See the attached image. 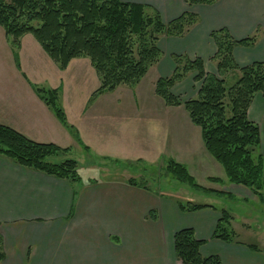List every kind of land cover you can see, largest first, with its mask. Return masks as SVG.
<instances>
[{"label": "crops", "instance_id": "obj_1", "mask_svg": "<svg viewBox=\"0 0 264 264\" xmlns=\"http://www.w3.org/2000/svg\"><path fill=\"white\" fill-rule=\"evenodd\" d=\"M123 1L151 4L167 22L186 11L198 15L197 23L184 36L161 37L159 46L163 54L156 64L160 67V77L173 73V54L187 55L190 59L200 57L207 72L217 73V67L216 71H209L206 67L208 64L216 66L213 57L217 46L211 32L221 28H227L236 39L258 34L254 47L238 45L234 48V58L239 65L264 61V0H217L213 4L193 5L185 0ZM33 37L26 34L22 38L20 70L13 65V51L8 37L5 32H0V123L38 142H52L69 148L81 144L86 145L88 148L85 149L90 152L93 148L87 135L89 132H83L79 124L84 118L88 122L95 120L92 110L100 101L107 104L114 94L116 101H122V98L117 93H103L90 103L92 93L100 86L90 59L75 58L66 69H61L46 52L41 51L43 48L35 43ZM163 39H167V43L161 44ZM25 41L31 43L44 63V67H40L41 79H34L35 82L61 89L59 95L64 101L67 117L77 128L81 142L31 86L29 80L34 81L22 63L26 53ZM164 52L169 54V59ZM162 57L166 60L165 64ZM32 67L37 73L39 66ZM76 73H82L81 77L94 85L87 102L84 98L72 119L74 109H67V103L69 106L76 105V96L70 94L74 90L73 85L76 86ZM248 114L263 134V95H255ZM106 123L115 128L101 132L102 144L118 142L124 139L125 132L130 131L123 128L122 119ZM150 128L153 126H146V134ZM139 137L127 140L163 156L166 144L161 137L155 138V143L147 136L144 139ZM101 155L111 157V154ZM151 210L155 212V217L151 216ZM220 217V210L214 207L184 211L178 200L166 192L130 185L126 180L105 182L98 179L92 183H73L21 166L0 155V234L5 254L0 264H184L178 259L174 247L175 233L184 228H193L196 237L205 240L200 248L203 256L218 255L223 264H264V252L251 248L246 241L213 237ZM244 230H252L251 224L245 223Z\"/></svg>", "mask_w": 264, "mask_h": 264}, {"label": "trees", "instance_id": "obj_2", "mask_svg": "<svg viewBox=\"0 0 264 264\" xmlns=\"http://www.w3.org/2000/svg\"><path fill=\"white\" fill-rule=\"evenodd\" d=\"M185 1L193 5L213 4L217 0ZM198 19L196 13L186 11L167 22L153 5L123 0H0V25L11 43L18 69H22L20 39L27 33L36 38L61 69H66L74 58L87 57L100 79V86L92 94L91 101L118 86L138 84L161 59V37L184 36ZM211 37L217 46L213 57L217 73L207 72L200 57L190 59L187 55L173 54L174 71L157 80L156 93L168 105L184 106L192 123L201 128L207 151L224 167L228 179L253 189L264 204V149L260 127L248 114L255 95L264 96V61L241 66L233 54L238 45L254 47L258 34L236 39L227 28H221L213 30ZM190 73H195L194 80L201 84L196 97L181 101L173 87ZM230 77L236 79L227 86ZM29 82L81 142L77 128L68 122L60 104V89ZM85 148L88 147L85 145ZM69 151V147L35 141L0 123V155L21 166L73 183L97 182L98 179L84 178L78 160L67 157ZM166 170L177 179L203 189L185 164L169 158ZM126 181L130 185L148 188L133 177ZM178 204L184 211L206 207L220 210L221 217L213 237L228 241L235 239L231 216L226 209L191 200H178ZM151 216L155 217L152 210ZM204 242L196 237L193 228L177 231L174 247L178 259L184 264H223L218 255L201 254ZM250 247L264 252V247L257 244H250ZM4 257L0 234V261Z\"/></svg>", "mask_w": 264, "mask_h": 264}, {"label": "rangeland", "instance_id": "obj_3", "mask_svg": "<svg viewBox=\"0 0 264 264\" xmlns=\"http://www.w3.org/2000/svg\"><path fill=\"white\" fill-rule=\"evenodd\" d=\"M0 32H5L1 25ZM23 37L20 39L19 56ZM33 38L35 43L38 44L36 38ZM163 43H167V39H163L161 44ZM25 46L26 53L23 56L22 63H24L28 75L33 79V83H36L35 80L41 79L42 69L40 67H44V63L32 48L31 43L25 41ZM39 47L42 49L40 45ZM43 50L41 51L46 54ZM36 56L37 58H35ZM164 56L167 59L169 54L164 52ZM162 60L165 64L166 60L163 57ZM12 62L15 68L18 69L14 56ZM31 65L39 66L37 73L34 72L35 68ZM206 68L209 71H216L214 64H208ZM159 70L160 67L154 65L138 84L132 86L121 85L113 91L104 92L117 93L122 101H116L114 94L111 99H108L107 104L103 101L98 103L96 109L92 110L96 115L95 120L88 122L84 118L83 123L79 124L82 126L83 132H89L87 135L92 140L90 144L93 149L88 152L83 145L76 144L73 148H70L67 157L78 160L85 179L94 178L105 182H114L133 177L152 191H164L174 199L180 201L191 200L224 208L229 211L231 216V227L235 231V240L264 246V204L260 196L253 189L231 182L228 179L224 167L207 151L201 136V128L192 123L183 105H168L163 97L156 93V82L160 77ZM194 75L195 73H191L183 83L173 88V92L181 101L197 96L201 82L195 81ZM76 76V86L73 85L74 90L70 91L71 96H76V105L69 106L67 103V109H74L71 112L72 119L78 113L76 111L77 106L79 107L83 103L84 98L86 101L88 95H90L91 86L94 85H90L84 77H81L82 73ZM235 79L228 78L226 85L233 84ZM39 85L46 86V84ZM94 100H89V102L91 103ZM59 101L65 110V104L61 100V96ZM226 102L228 103V98ZM67 119L71 124L69 117ZM120 119L124 122L123 128L125 130L130 129V131L125 132L123 134L124 139H119L118 142L102 144L100 135L103 134L101 132L106 133L109 128L111 130L115 128L114 125L110 127L106 122L117 120L119 122ZM153 122L154 124H152ZM147 125L153 126V128L147 129L146 134L145 128ZM159 128H162V130L160 131ZM135 136H140V139L147 136L154 143L155 138L161 137L166 144L163 156H157L158 153L153 154L146 148L127 140L130 137L135 138ZM261 138L262 149H264V133L262 134V132ZM154 146L158 147L157 144H154ZM158 148L162 149L161 147ZM101 154H111L109 155L111 157H102ZM169 158L185 164L190 174L195 178L196 183L203 189L195 188L177 179L171 172L166 170ZM245 223H250L252 230L245 231Z\"/></svg>", "mask_w": 264, "mask_h": 264}]
</instances>
